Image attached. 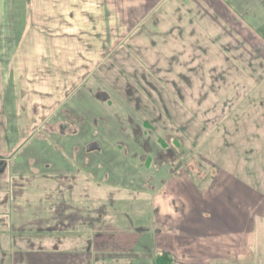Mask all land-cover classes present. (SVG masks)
Masks as SVG:
<instances>
[{"label":"rangeland","instance_id":"obj_1","mask_svg":"<svg viewBox=\"0 0 264 264\" xmlns=\"http://www.w3.org/2000/svg\"><path fill=\"white\" fill-rule=\"evenodd\" d=\"M61 1L0 0V160L32 163L9 171L62 175L63 187L76 172L101 179L105 171L113 183L135 178L146 190L173 191L176 204L188 190L212 188L220 170L231 171L239 189L253 173L261 178L264 18L247 23L233 0H216L219 15L215 0H158L151 12L134 0H106L102 24L89 20L90 0ZM251 8L264 12L260 4ZM231 11L250 32H229ZM93 38L99 44L90 46ZM94 143L99 148L89 151ZM42 207L29 205L14 220L25 224L37 210L48 215ZM27 228L0 229V253L10 250L1 245L8 235L47 233Z\"/></svg>","mask_w":264,"mask_h":264},{"label":"crops","instance_id":"obj_2","mask_svg":"<svg viewBox=\"0 0 264 264\" xmlns=\"http://www.w3.org/2000/svg\"><path fill=\"white\" fill-rule=\"evenodd\" d=\"M62 2L59 0V4ZM81 2L76 1V4ZM232 2L236 11L242 6V18L247 23L255 16L264 18L263 10L251 8L255 4L264 8V0ZM108 3L90 0L89 20L103 24L107 20L103 16L109 14ZM158 3V0H134L132 4L144 5L151 12ZM218 9L216 1L213 13L219 15ZM229 14L230 20L224 19L230 21L229 32L251 31L252 25L251 28L247 24L239 27L234 11ZM143 19H148V13ZM259 22L262 27L264 19ZM94 27L102 29L98 24ZM96 29L93 31H98ZM81 34L89 37L91 33ZM76 35L74 32L71 40ZM94 44L99 43L93 38L90 46ZM67 45L71 46L72 42ZM218 58L221 62L220 53ZM214 67L222 71L221 66ZM27 160L30 162L21 156L1 159L5 161L6 170L0 173V229L12 232L13 229H25L26 225L28 228L36 225L39 235L43 231L47 233L39 238L8 235L1 243L10 245V250L4 248L0 253L3 264H264V172L260 179L253 173L248 177L249 181H240L245 188L239 189L232 182L235 179L233 173L220 170L212 188L188 190V194L181 195V203L176 204L173 191L146 190L135 178H127V185L113 183L109 180L110 173L104 174L100 165L98 169L104 171L101 179L92 171L76 172L71 184L65 187L61 183L62 175L58 178L51 173H37L30 177V174L9 171L18 163L29 164ZM227 161L224 165L233 162ZM159 175L168 177L167 174ZM149 178L154 182L158 175L150 174ZM255 180L259 184L254 183ZM94 200L103 204L106 200L125 204L111 211L104 205L92 206ZM32 204L48 206L44 207L48 215L37 210L38 217L28 215L25 224H17L15 220L22 218ZM50 220L57 224H50L52 227L43 224Z\"/></svg>","mask_w":264,"mask_h":264},{"label":"flooded vegetation","instance_id":"obj_3","mask_svg":"<svg viewBox=\"0 0 264 264\" xmlns=\"http://www.w3.org/2000/svg\"><path fill=\"white\" fill-rule=\"evenodd\" d=\"M1 169H2V171H1ZM5 170H6V164H5V161H1L0 160V173L2 172H5Z\"/></svg>","mask_w":264,"mask_h":264},{"label":"water","instance_id":"obj_4","mask_svg":"<svg viewBox=\"0 0 264 264\" xmlns=\"http://www.w3.org/2000/svg\"><path fill=\"white\" fill-rule=\"evenodd\" d=\"M97 147V144H92V145H90L88 148H89V150H91V149H94V148H96ZM1 171H2V169H1Z\"/></svg>","mask_w":264,"mask_h":264}]
</instances>
